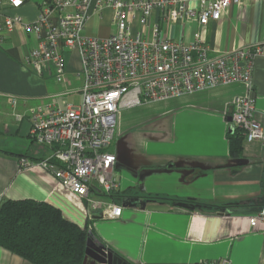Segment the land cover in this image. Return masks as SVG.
<instances>
[{
    "label": "crops",
    "instance_id": "1",
    "mask_svg": "<svg viewBox=\"0 0 264 264\" xmlns=\"http://www.w3.org/2000/svg\"><path fill=\"white\" fill-rule=\"evenodd\" d=\"M50 1L25 0L16 10L3 3L0 10L33 23ZM109 2L91 1L86 36L105 39L115 31ZM57 15L54 10L52 18ZM166 31L172 40L187 43L199 32L211 56L264 46V0H243L204 29L180 22ZM35 43L20 26L3 33L0 43V209L8 201L46 203L87 229L94 246L129 264H264V222L250 225L264 205V147L244 142L242 156L234 158L228 138L231 108L247 94L245 85L122 111L110 147L119 190L91 193L121 207L122 217L104 219L100 209L90 218L86 200L37 165L53 150L32 140L27 118L31 107L76 95L82 100L81 56L78 50L67 54L69 74L58 84L52 73L40 78L28 64ZM252 89L255 119L264 127V56L254 61ZM12 99L18 100L15 108ZM23 159L34 165L22 168ZM0 264L32 263L0 247Z\"/></svg>",
    "mask_w": 264,
    "mask_h": 264
},
{
    "label": "built area",
    "instance_id": "2",
    "mask_svg": "<svg viewBox=\"0 0 264 264\" xmlns=\"http://www.w3.org/2000/svg\"><path fill=\"white\" fill-rule=\"evenodd\" d=\"M92 0H52L36 22L5 15L0 10V43L5 32L20 26L35 39L28 64L45 78L51 73L58 84L68 76L66 56L78 50L82 60L81 104L50 103L31 107L27 118L32 140L53 150L38 166L63 187L87 202L88 214L116 220L123 209L91 196L100 190H119L114 179L116 156L110 152L122 111L160 103L223 86L243 84L248 92L231 108V124L246 143L264 147V127L256 121L252 89L254 61L264 56V46L242 48L211 56L199 32L194 41L172 40L166 28L195 22L204 29L218 23L243 0H110L115 31L105 39L88 37L85 30ZM258 1V0H252ZM25 0H0L16 10ZM194 2L192 7L190 3ZM58 11L57 18L52 12ZM101 9L98 10V12ZM12 108L17 99L9 102ZM19 121L24 116H17ZM34 165L21 160L22 168ZM264 222V205L250 219L252 228ZM219 264H229L223 261Z\"/></svg>",
    "mask_w": 264,
    "mask_h": 264
},
{
    "label": "trees",
    "instance_id": "3",
    "mask_svg": "<svg viewBox=\"0 0 264 264\" xmlns=\"http://www.w3.org/2000/svg\"><path fill=\"white\" fill-rule=\"evenodd\" d=\"M228 138L231 155L241 157L245 141L239 130ZM91 237L46 203L8 201L0 209V247L32 264H84Z\"/></svg>",
    "mask_w": 264,
    "mask_h": 264
},
{
    "label": "water",
    "instance_id": "4",
    "mask_svg": "<svg viewBox=\"0 0 264 264\" xmlns=\"http://www.w3.org/2000/svg\"><path fill=\"white\" fill-rule=\"evenodd\" d=\"M231 118H228L229 133L233 134L235 132V127L231 124ZM84 264H127L119 259L109 250H106L104 247H96L93 245L91 238L88 239L86 257Z\"/></svg>",
    "mask_w": 264,
    "mask_h": 264
},
{
    "label": "rangeland",
    "instance_id": "5",
    "mask_svg": "<svg viewBox=\"0 0 264 264\" xmlns=\"http://www.w3.org/2000/svg\"><path fill=\"white\" fill-rule=\"evenodd\" d=\"M80 99H81L80 96L76 95V96H72V97L61 98L58 103H60L61 105L63 103L78 105V104H80V101H81Z\"/></svg>",
    "mask_w": 264,
    "mask_h": 264
}]
</instances>
